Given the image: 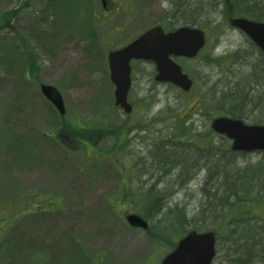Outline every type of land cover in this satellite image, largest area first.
Masks as SVG:
<instances>
[{"label":"rangeland","instance_id":"1","mask_svg":"<svg viewBox=\"0 0 264 264\" xmlns=\"http://www.w3.org/2000/svg\"><path fill=\"white\" fill-rule=\"evenodd\" d=\"M111 1L107 12L100 0H0V264H159L190 230L215 234L212 264H232L244 244L264 264V153L224 154L230 142L210 129L238 105L229 90L245 96L237 119L264 124L262 52L228 24L223 0ZM155 26L204 31L196 58L175 59L192 89L132 61L125 115L107 54ZM42 84L60 92L63 117ZM189 129L211 152L188 146ZM185 151L200 161L186 185ZM201 167L220 175L207 181ZM232 180L226 214L219 197ZM155 197L163 210L146 218ZM129 213L148 229L129 227Z\"/></svg>","mask_w":264,"mask_h":264},{"label":"water","instance_id":"2","mask_svg":"<svg viewBox=\"0 0 264 264\" xmlns=\"http://www.w3.org/2000/svg\"><path fill=\"white\" fill-rule=\"evenodd\" d=\"M229 25L242 31L264 54V22L252 21L244 17L229 18ZM205 44L204 32L194 27H181L173 32L164 33L155 26L131 43L107 55L109 77L114 85V104L126 114L132 110L127 101L131 84V60L152 61L156 66L154 79L168 82L189 92L192 80L182 72L181 67L171 59L197 56ZM42 95L63 117L65 109L60 92L51 85L40 86ZM211 129L231 141V150L236 152H264V125H248L242 120L217 117L210 123ZM131 228L146 230L147 221L141 216L130 213L125 216ZM216 238L212 232L197 233L190 231L178 240L175 248L168 253L160 264H211L215 257Z\"/></svg>","mask_w":264,"mask_h":264},{"label":"trees","instance_id":"3","mask_svg":"<svg viewBox=\"0 0 264 264\" xmlns=\"http://www.w3.org/2000/svg\"><path fill=\"white\" fill-rule=\"evenodd\" d=\"M222 5L224 6L226 12H227V16L229 17H235V16H242V17H246L252 20H256V21H264V0H223ZM228 17V18H229ZM263 58V62H264V56L262 55ZM227 90V89H226ZM230 95H228V98H231L232 101H237L238 105H231V109L229 111H226V113L224 115H228L230 117H234V118H242L241 113H237L238 112V107L241 106V108L243 107V104L245 103L243 101V95L237 94V92H231L229 90ZM242 103V104H241ZM191 134V130L189 129L187 131V135ZM191 137L186 138V142L189 144L188 146L191 147L192 145H194L196 142H193L194 139H196L198 137V135H194L191 134ZM197 145V143H196ZM197 151L202 150V151H206V152H211L212 148H205V146L203 147H198L195 148ZM187 153H191L190 151H185ZM192 154V153H191ZM224 154H229L232 155L234 157L237 156L238 153H234L228 149L225 150ZM216 155L215 154H211V156L208 157L209 161L214 158L215 159ZM205 160V158H203ZM213 159V160H214ZM201 160V158H200ZM218 161V160H217ZM199 159L197 156H194L193 154H185V173H187V176L185 177V185L188 183V181L191 180V178L196 175V172H198V166H199ZM207 165V162H206ZM205 166V165H204ZM201 169H206V178L207 181H212L213 179H217L219 177V175H217L218 173H216L214 176L213 174H211V171L213 169H209V168H203L201 167L199 169V171ZM239 172V171H238ZM193 174V175H192ZM213 176V177H212ZM235 181L232 180V183L229 184V186L227 187L226 184L223 186V194L219 197V202L221 203L220 208H221V212H225L226 214L231 210V207H233L234 205L229 203V199L230 196H233V194H235L236 190H232L233 187H235ZM221 189H219L217 192L221 191ZM149 192V195L154 196L152 190L151 191H147ZM227 195V196H226ZM155 202L153 203H149L146 202V204L144 205V216L146 218H148L149 216H151V214H153V212H161L163 210V207L161 206V200L159 198L156 197L154 198ZM246 201L245 200H240L239 203L237 204L238 209H241V213H245L246 212L243 210V208H246L245 206ZM242 204V205H241ZM216 208L211 207L210 206V210H211V215H217L218 213L215 210ZM227 217V216H226ZM186 221V218H185ZM192 231V230H190ZM189 231L185 232V234H187ZM174 244H173V248H174ZM252 247L246 246L245 244L242 245V250L244 252V254L242 256H239L236 259L232 260V264H251V259L253 257V251H252Z\"/></svg>","mask_w":264,"mask_h":264},{"label":"flooded vegetation","instance_id":"4","mask_svg":"<svg viewBox=\"0 0 264 264\" xmlns=\"http://www.w3.org/2000/svg\"><path fill=\"white\" fill-rule=\"evenodd\" d=\"M100 3L102 5V7L105 9V11L109 12L111 7L113 6V2L111 0H100ZM164 29V28H163ZM176 28L172 29V30H169V31H173L175 30ZM165 32H169V31H166L164 29ZM167 84V83H165Z\"/></svg>","mask_w":264,"mask_h":264}]
</instances>
